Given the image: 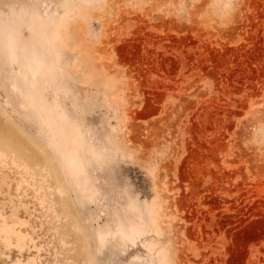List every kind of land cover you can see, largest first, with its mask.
Returning <instances> with one entry per match:
<instances>
[{
	"label": "rangeland",
	"instance_id": "rangeland-1",
	"mask_svg": "<svg viewBox=\"0 0 264 264\" xmlns=\"http://www.w3.org/2000/svg\"><path fill=\"white\" fill-rule=\"evenodd\" d=\"M4 38L0 264H264V0H0Z\"/></svg>",
	"mask_w": 264,
	"mask_h": 264
},
{
	"label": "bare ground",
	"instance_id": "bare-ground-1",
	"mask_svg": "<svg viewBox=\"0 0 264 264\" xmlns=\"http://www.w3.org/2000/svg\"><path fill=\"white\" fill-rule=\"evenodd\" d=\"M7 45L10 48L9 52L12 53L13 52L12 44L9 42V43H7ZM2 49L6 50V38H4L2 40L0 39V50H2ZM11 87L13 89L19 90L21 93L24 94V90L21 89V85L19 84V80L17 79L16 76L11 77ZM26 95H27V93L25 94V96ZM35 108L38 110V106L36 103H35ZM0 233H4L3 238L7 244H10L12 242L11 241L12 235L22 236L20 229H18L17 227H15L13 224H11L9 222H4L3 224L0 225Z\"/></svg>",
	"mask_w": 264,
	"mask_h": 264
}]
</instances>
